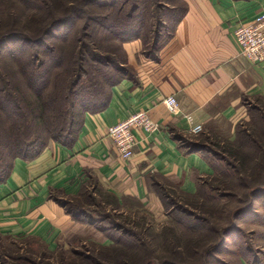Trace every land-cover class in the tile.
Wrapping results in <instances>:
<instances>
[{
  "label": "crops",
  "instance_id": "obj_1",
  "mask_svg": "<svg viewBox=\"0 0 264 264\" xmlns=\"http://www.w3.org/2000/svg\"><path fill=\"white\" fill-rule=\"evenodd\" d=\"M181 4L185 12L157 58L145 54L140 39L124 43L129 74L111 88L104 110L82 115L71 144L52 140L37 157L14 160L0 182V238H34L53 252L68 248V233L80 221L59 200L95 195L96 188L116 195L124 207L132 202L144 207L163 222L170 217L169 191L195 196L214 175L215 160L206 151H189L184 142L192 140L196 125L203 126L201 133L234 140L238 126L264 100V61H249L234 37L240 23L264 13V0ZM169 96L178 100L175 113L164 102ZM143 110L160 129L136 128L138 144L125 160L107 130ZM260 226L264 229V223ZM261 233L257 255L239 254L236 264H264Z\"/></svg>",
  "mask_w": 264,
  "mask_h": 264
},
{
  "label": "trees",
  "instance_id": "obj_2",
  "mask_svg": "<svg viewBox=\"0 0 264 264\" xmlns=\"http://www.w3.org/2000/svg\"><path fill=\"white\" fill-rule=\"evenodd\" d=\"M24 3L29 5L25 6L26 10L29 9L34 12L29 19L35 28L28 32L24 30L0 34V45L12 40H15V43L21 42L20 46L17 45L13 48V51H11L13 54L11 55L14 56L15 63L21 66L25 75V82L33 93L45 102H47L46 97L53 100L52 108L56 109V119L59 118L61 122H53L52 118L51 122H44L45 134L37 133L32 141L22 140L20 138V128L16 122L19 120L17 116H22L20 113L23 110L19 107L20 102H18L16 96L9 90L10 79L6 78L4 72L1 71L0 102H3L4 106L7 102L10 106V108L1 106L2 111L4 110L8 116L7 119L2 118L1 122H14V125L10 126L9 129H2V133L0 132V182L8 177L16 158L33 159L52 140L71 144L79 131L82 115L88 111L99 112L104 110L110 101L111 88L125 75L129 74L130 68L126 62L116 61L115 56L98 53L97 49L91 50L87 45H82V48L78 46L76 44L79 43L76 35L78 30L86 33L89 30L93 32V28L109 32L119 30L116 37L122 43L140 39L145 44L146 41L144 42V40L151 39L152 43L149 40L145 44V54L157 58L162 46L170 39L175 24L185 12L184 5L178 6L176 2L174 3L171 0H31ZM143 11L146 15L141 13ZM113 15H115L114 18ZM11 18H14V14L10 15L9 19ZM1 24L2 20L0 18ZM69 30L73 32H71V35L73 34L71 45L67 44L66 38L69 35V32H67ZM58 31L62 32L60 36L55 35ZM87 37L93 38L91 34ZM51 39H60L62 45L49 46L48 40ZM25 51H27V54H24ZM94 63H100L103 68L93 67ZM92 67L94 73L90 72ZM106 67L109 70L105 69ZM113 69L116 73L115 78L109 74L110 70ZM85 77L87 81H84ZM51 87L54 88V92L49 91ZM42 104L46 108L47 104ZM263 109L264 100L258 102L252 108L249 121L252 119L259 121L260 124L264 123L261 122L264 121ZM11 134H13L12 138ZM262 134L264 135V132ZM190 138L192 140L184 142L189 151H206L208 156L215 160L214 174H216L220 162L224 161L234 170V176L242 185V189L245 187L246 190L241 195L236 191L231 194L244 203V206L235 211V219L240 215L246 216L250 207H253V201L254 203L257 201L264 202V138L259 139L257 137L258 139H255L242 132L240 126H238L236 137L232 141L206 132ZM223 143L228 144L229 147L223 146ZM248 144L250 147H245ZM207 178L200 185L195 196L201 195ZM97 190L104 195L107 204L115 209L121 206L116 195L105 192L100 188H96ZM171 193H169L167 209L170 211V216L178 212L175 217L178 226L190 231L207 228L208 232L213 233L214 240H210L209 244L200 240L199 249L208 246L205 252V260L206 257L208 260V257L209 259L213 258L218 252L223 251L227 246V240L234 236L232 234L239 232V229L237 230V227L234 226L208 227L209 219L191 213L179 201L172 199ZM90 195L86 192L73 200H59V202L66 207V210L76 220L85 222L86 213L78 206L83 198L93 197ZM181 195L184 196L183 193ZM195 196L185 195L187 198ZM248 208L249 210H247ZM142 209L146 211L148 216L153 217L147 209L144 207ZM248 216L249 214H247ZM204 222L207 227L203 224ZM90 224L92 226L96 225L93 221H90ZM101 230L104 232L103 229ZM119 231L121 234L118 237H109L112 243L108 247L111 250H99L98 252H89L90 250H88L87 253L75 249L72 251L73 258L69 261L63 260V256L66 250H71L74 247L73 244H70L69 248L61 246L56 252H53L43 242L37 241L41 242L47 250L44 253L50 252L54 255L61 252L62 260H60V264H136L138 262H146L145 264L149 262L150 264V259L146 258V260L142 257L143 251H145L143 249L145 243L139 235L122 228ZM102 247L105 248L106 246ZM252 249L250 246L248 248L245 246L242 255L250 258L254 257L257 254H254L256 251L253 249V252ZM171 253L169 254L171 258H167V260L171 259L170 261L175 263L176 252L171 251ZM16 261L18 264H38L33 258L25 256Z\"/></svg>",
  "mask_w": 264,
  "mask_h": 264
},
{
  "label": "rangeland",
  "instance_id": "obj_3",
  "mask_svg": "<svg viewBox=\"0 0 264 264\" xmlns=\"http://www.w3.org/2000/svg\"><path fill=\"white\" fill-rule=\"evenodd\" d=\"M27 1L29 2L31 0H0V18L2 20L0 34L24 30L28 32L35 28L34 24L29 19L30 15L34 12L25 9V6H29L24 3ZM171 1L181 6L182 0ZM141 13L146 15L145 11ZM13 14L14 18L9 19L10 15ZM114 16L115 15L112 17L114 18ZM67 32H69V35L66 37L68 41L67 44L71 45V37L73 34L71 35V30ZM110 32L96 28H93V32L89 30L88 33L78 30L76 35L78 36L79 43L76 44L81 48L82 45H87L91 50L97 49L98 53L115 56L116 61L120 60L121 62H126L127 55L123 46L125 42L122 43L116 37L118 36L119 30H112V32ZM61 33V31H58L55 35L60 36ZM89 34H91L93 38H88L87 35ZM149 40H144V42L146 41L147 43ZM48 41L49 46L55 44L57 46L62 45L60 39H51ZM150 43H152V40ZM145 44L143 43L144 48H146ZM17 45L20 46L21 42L15 43V40H12L11 42L0 45V72H4L6 78L10 79L9 90L16 96L18 102H20L19 107L23 110L20 113L22 116H17L19 120L16 122L20 128V138L25 141H32L37 133H46V122H51L52 118L53 122L61 121L59 118L56 119L57 111L52 108L54 103L53 100L50 97H46L47 102L41 100L26 84L25 75L21 66L15 63V58L11 55L13 54L11 51H13V48ZM24 54H27V51H25ZM93 67L98 69L103 68L100 63H94ZM93 67L90 69L91 73L95 72ZM105 69L109 70L107 67ZM110 71L109 74L115 78L116 73L114 69ZM84 81H87L86 77ZM49 91L54 92L55 90L51 87ZM42 103L47 104L46 108ZM1 106L3 108H5V106L10 108V106L7 102L5 106L3 102H0V132L2 133V129H9L10 126L14 125V122H1L2 118H8L7 113L4 112V110L2 111ZM240 130L255 139H258L257 137H259V139L264 138L262 134V132H264V123L260 124L257 120L251 119L249 122H244V124L240 125ZM12 137L13 134H11V138ZM223 146H228V144L223 143ZM245 147H250V145L248 144ZM245 190V187L242 189V185L236 180L234 170L224 161H221L216 174L207 178L206 185H204L201 195L187 198L185 195L180 196L176 191L172 193L169 191V193L172 194V199L174 197L184 208L189 209L191 213L193 212L198 217L209 219L208 227L214 226L223 228L234 226L235 228L237 227V230L239 229V232H234L232 234L234 236L227 240L226 248L218 252L213 258L209 259L208 257V260L207 257L205 260V252L208 246L199 249L200 240H203L206 244H209L210 240H214L213 233H211V231L208 232L209 230L207 228L190 231L178 226L175 221L178 212L173 213L163 222L156 221L153 217L152 219L148 216L146 211L142 209V206H136L133 202L130 206L124 207L121 205L115 209L105 202L104 195L97 190L95 191V195L91 194L93 197H85L82 199L83 202L81 201L79 203L80 205L78 204V207L86 213V221L79 222L78 228L68 233L67 242L69 245L73 244L74 247H72L71 250L65 251L63 260L69 261L72 259V251L75 249L87 253L88 250H90L89 252L111 250V248L108 247L112 243L109 237H118V235L121 234L119 229L122 228L139 235L141 240L145 243L143 248L145 251H143L142 257L144 259H150V264H176L180 262H182L180 264H236L238 255L243 254L246 245L250 246V248H253L255 251L257 250L255 247L260 245L257 237L262 234L261 232H264L263 227L260 226L264 223V221L260 219L262 215H264L263 201H257L255 203L253 201V207L251 206L250 210L249 208L247 209L249 210L247 212V214H249L248 217L246 214V216L240 215V217L234 218L235 211L244 206V203L241 202L238 197H234V195L231 194L236 191L241 195ZM169 209L171 210L172 208ZM90 221L95 222L96 225L92 226ZM203 224L206 226L205 222ZM97 226L103 229L104 232ZM102 246L106 247L104 248ZM198 249L199 251H197ZM44 251H47L44 245L34 238L17 241L0 238V264H15L17 263L16 260L24 256L33 258L38 264H60V260H62L61 252L53 255L50 252L44 253ZM171 251L176 252L174 258L175 263H172V261H170L171 259L167 260V258H171L169 256V254H172ZM254 254L256 253L254 252ZM145 263L146 262H138L136 264Z\"/></svg>",
  "mask_w": 264,
  "mask_h": 264
},
{
  "label": "built area",
  "instance_id": "obj_4",
  "mask_svg": "<svg viewBox=\"0 0 264 264\" xmlns=\"http://www.w3.org/2000/svg\"><path fill=\"white\" fill-rule=\"evenodd\" d=\"M234 37L242 54L249 61L253 63L264 61V13L254 20L240 23L234 30ZM164 102L171 112H177L179 104L175 96H169ZM136 128L153 133L160 129V124L143 110L110 126L107 130V135L113 140L125 160L133 156L134 147L138 144ZM190 131L197 135L203 131V126H193Z\"/></svg>",
  "mask_w": 264,
  "mask_h": 264
}]
</instances>
